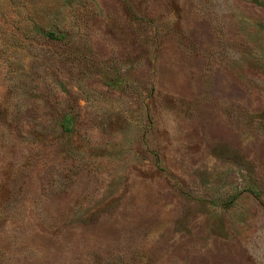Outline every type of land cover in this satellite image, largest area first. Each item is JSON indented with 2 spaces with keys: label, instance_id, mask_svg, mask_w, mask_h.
<instances>
[{
  "label": "rangeland",
  "instance_id": "1",
  "mask_svg": "<svg viewBox=\"0 0 264 264\" xmlns=\"http://www.w3.org/2000/svg\"><path fill=\"white\" fill-rule=\"evenodd\" d=\"M0 264H264V0H0Z\"/></svg>",
  "mask_w": 264,
  "mask_h": 264
},
{
  "label": "trees",
  "instance_id": "2",
  "mask_svg": "<svg viewBox=\"0 0 264 264\" xmlns=\"http://www.w3.org/2000/svg\"><path fill=\"white\" fill-rule=\"evenodd\" d=\"M63 34L61 33H56L55 31H42V36L47 39V40H55V41H60L62 40ZM57 125L60 127L62 131L65 132H70L71 130V119L67 116L62 117L60 120H58Z\"/></svg>",
  "mask_w": 264,
  "mask_h": 264
}]
</instances>
